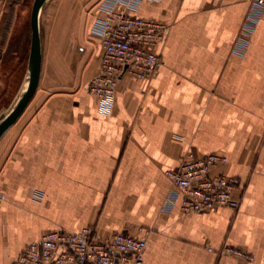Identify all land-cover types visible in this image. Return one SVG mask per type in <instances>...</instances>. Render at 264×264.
<instances>
[{
	"label": "crops",
	"instance_id": "crops-1",
	"mask_svg": "<svg viewBox=\"0 0 264 264\" xmlns=\"http://www.w3.org/2000/svg\"><path fill=\"white\" fill-rule=\"evenodd\" d=\"M107 0H48L30 104L0 138V264L50 231L91 227L103 241H147L144 264H264V17L250 0H143L130 13L166 24L163 64L124 77L113 112L86 88L100 73L96 17ZM0 0V124L30 80L31 16ZM123 7V6H122ZM190 151L229 163L238 210L182 212L167 176Z\"/></svg>",
	"mask_w": 264,
	"mask_h": 264
},
{
	"label": "built area",
	"instance_id": "built-area-1",
	"mask_svg": "<svg viewBox=\"0 0 264 264\" xmlns=\"http://www.w3.org/2000/svg\"><path fill=\"white\" fill-rule=\"evenodd\" d=\"M143 0H107L96 17V31L103 48L100 73L87 90L99 100L104 113L113 112L121 80L129 76L137 81L152 78L162 67L158 49L168 29L166 24L132 15L130 12ZM252 14L264 17V0H250ZM123 6V7H122ZM229 163L219 154L198 155L188 152L178 168L167 176L182 194L184 214H202L215 208L238 210L241 188L237 178L214 173ZM6 199L0 192V206ZM147 241L128 233H115L109 240H100L91 227L73 233L63 229L45 234L32 242L14 264H144ZM224 254L255 264V257L244 250L226 247Z\"/></svg>",
	"mask_w": 264,
	"mask_h": 264
},
{
	"label": "water",
	"instance_id": "water-1",
	"mask_svg": "<svg viewBox=\"0 0 264 264\" xmlns=\"http://www.w3.org/2000/svg\"><path fill=\"white\" fill-rule=\"evenodd\" d=\"M47 1L48 0H35L34 2L31 16L32 48L30 61V80L16 107L0 124V138L11 126H13L18 121L30 104L39 87L43 61L40 15Z\"/></svg>",
	"mask_w": 264,
	"mask_h": 264
},
{
	"label": "rangeland",
	"instance_id": "rangeland-1",
	"mask_svg": "<svg viewBox=\"0 0 264 264\" xmlns=\"http://www.w3.org/2000/svg\"><path fill=\"white\" fill-rule=\"evenodd\" d=\"M35 0H8V6L27 11L30 17Z\"/></svg>",
	"mask_w": 264,
	"mask_h": 264
}]
</instances>
